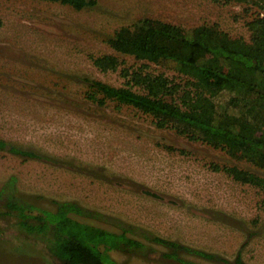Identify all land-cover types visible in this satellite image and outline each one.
Wrapping results in <instances>:
<instances>
[{
    "label": "rangeland",
    "instance_id": "374dc122",
    "mask_svg": "<svg viewBox=\"0 0 264 264\" xmlns=\"http://www.w3.org/2000/svg\"><path fill=\"white\" fill-rule=\"evenodd\" d=\"M93 1L75 11L38 0H0V140L34 154L0 151V264H61L48 251L47 236L19 226L8 196L48 211L54 202H73L95 214L75 220L125 231L142 248L109 251L117 264H234L238 257L264 264V192L234 181L223 168L261 178L264 169L159 129L133 107L88 99L91 81L123 87V68L184 81L170 64L113 51L107 40L120 28L141 20L187 31L216 25L249 42L246 23L264 13L224 0ZM105 55L119 60L117 71L93 65ZM215 98L223 103L227 96ZM153 238L211 257L178 251L171 259L173 250Z\"/></svg>",
    "mask_w": 264,
    "mask_h": 264
},
{
    "label": "trees",
    "instance_id": "16d2710c",
    "mask_svg": "<svg viewBox=\"0 0 264 264\" xmlns=\"http://www.w3.org/2000/svg\"><path fill=\"white\" fill-rule=\"evenodd\" d=\"M57 3L81 11L93 0H38ZM249 4L264 13V0H224ZM246 23L249 42L231 38L216 25L192 30L141 20L117 30L107 40L118 54L155 64H170L183 78L176 84L163 75L123 68V87L91 81L88 99L104 104L110 100L133 107L152 117L159 129L174 131L193 142L224 150L239 160L264 169V14ZM101 72L117 71L120 62L114 56L93 59ZM136 88L138 91L134 90ZM223 93L227 99L217 103ZM217 94V95H216ZM33 157L34 154L9 147L0 140V151ZM234 181L264 192V178L236 167H224ZM2 191H0V195ZM48 211L18 198H7L6 206L18 212L19 226L29 235L47 236L48 251L61 264H117L109 258L113 250L133 252L142 244L126 232L113 233L75 220L72 216H94L73 202H54ZM39 215L27 214L30 210ZM153 242L170 247L171 259L183 251L209 259L211 255L158 238ZM180 261V260H179ZM234 264H243L238 257ZM181 263V262H180Z\"/></svg>",
    "mask_w": 264,
    "mask_h": 264
}]
</instances>
